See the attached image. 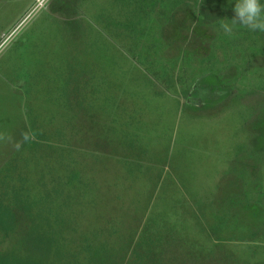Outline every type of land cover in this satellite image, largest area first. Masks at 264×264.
<instances>
[{
	"label": "rangeland",
	"instance_id": "obj_1",
	"mask_svg": "<svg viewBox=\"0 0 264 264\" xmlns=\"http://www.w3.org/2000/svg\"><path fill=\"white\" fill-rule=\"evenodd\" d=\"M237 2L0 0V189L78 176L135 237L166 221L264 264V32L222 31Z\"/></svg>",
	"mask_w": 264,
	"mask_h": 264
},
{
	"label": "trees",
	"instance_id": "obj_2",
	"mask_svg": "<svg viewBox=\"0 0 264 264\" xmlns=\"http://www.w3.org/2000/svg\"><path fill=\"white\" fill-rule=\"evenodd\" d=\"M88 106L79 105V118L84 130L101 138L105 131L100 112H93L91 105L84 111ZM27 140L23 148L32 149L31 157L45 150L37 139ZM48 174L51 180L41 177L38 196L0 189V231L13 237L15 247L0 253V264H219L220 247L205 250L195 241L178 240L175 235L182 236L166 221L143 228L135 237L137 227L130 230L113 222L109 207L98 202V190L80 187L78 176L52 179ZM222 256L236 264L231 254Z\"/></svg>",
	"mask_w": 264,
	"mask_h": 264
},
{
	"label": "clouds",
	"instance_id": "obj_3",
	"mask_svg": "<svg viewBox=\"0 0 264 264\" xmlns=\"http://www.w3.org/2000/svg\"><path fill=\"white\" fill-rule=\"evenodd\" d=\"M236 26L252 32H264V0H238L232 19L220 21V28L225 33H231ZM24 139L27 140L28 136L25 135Z\"/></svg>",
	"mask_w": 264,
	"mask_h": 264
}]
</instances>
